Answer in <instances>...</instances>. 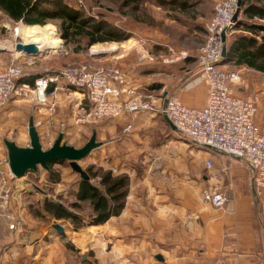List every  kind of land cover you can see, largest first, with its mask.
<instances>
[{
	"label": "crops",
	"instance_id": "0c3cea01",
	"mask_svg": "<svg viewBox=\"0 0 264 264\" xmlns=\"http://www.w3.org/2000/svg\"><path fill=\"white\" fill-rule=\"evenodd\" d=\"M241 4L240 20L264 23L258 16H248V4L242 0ZM211 11L209 6L201 31L204 41ZM12 22L6 17L3 27L11 29L20 24ZM241 35L262 40L259 33L236 30L228 39L227 57L221 67L239 72L235 86L238 94L257 92L262 96L256 122L264 127V71L249 65V56L240 54L255 49L258 43H252L251 49L236 50L235 42ZM4 53L14 55L25 66L24 73H39L41 53L26 54L15 45V49L0 52V69L12 64L3 60ZM152 54L156 59H141L153 67L136 63L128 50L112 64H105L120 66L127 74L119 100L151 90L157 106L173 94L186 105L206 104L205 83L184 87L198 68L192 53L173 64L160 60L163 52ZM77 60L73 62H87ZM56 102V108L50 110L31 99H13L0 110V184L7 182L13 187L11 205L0 217V264H264V189L257 194L254 172L244 160L196 144L160 111L140 113L135 119L103 118L78 124L76 115L91 106L87 92L64 86ZM131 122L133 129L126 132ZM31 123L45 149L54 144L60 133L65 136L64 142L77 149L94 139L97 146L78 161L82 171L74 170L71 161L66 160L54 163L53 169L39 165L36 170L16 176L10 167L8 142L20 148L31 146ZM59 125L68 128L66 133L53 131ZM89 131L90 139L84 140L83 135ZM46 142L49 147H45ZM86 158L109 171L117 168L132 174V178L126 174L129 188L123 208L102 224L92 223L91 202L80 201L76 195L82 179L90 177L81 163ZM208 161L212 167H208ZM65 163L70 169L62 168ZM102 168L97 177L91 178L92 182L100 181L105 173ZM51 176L59 180L54 181ZM213 187H220L228 198L223 208H216L205 197ZM46 201L67 208L85 225L76 228L71 219L53 217L44 209ZM76 202L80 208L73 206ZM9 213L14 214L19 227H10ZM55 224H60L64 232ZM105 247L107 251H103Z\"/></svg>",
	"mask_w": 264,
	"mask_h": 264
},
{
	"label": "built area",
	"instance_id": "2783aa9c",
	"mask_svg": "<svg viewBox=\"0 0 264 264\" xmlns=\"http://www.w3.org/2000/svg\"><path fill=\"white\" fill-rule=\"evenodd\" d=\"M241 10V0H216L213 14L205 24L206 38L196 55L198 68L193 77L184 82L186 88L202 83L207 85L208 98L204 106L186 105L177 94L157 106L151 90L135 92L121 101L119 97L122 86L127 84V74L117 65L95 68L88 62H68L59 68L45 66L31 86L20 81L25 66L12 63L0 69V110L11 100L24 98L54 110L58 93L64 86H70L85 90L91 102L89 108L76 115L78 124L103 118L135 119L140 113L160 111L196 144L244 160L254 172V187L260 194L264 189V127L257 124L256 115L262 96L257 92L238 94L235 86L240 79L239 72L221 67L227 57L228 39L236 31ZM3 14L0 8V16ZM20 26H14L13 34H19ZM191 55L186 49H171L170 54L162 55L160 60L177 63ZM143 56L155 59L148 52ZM132 129L131 122L125 131ZM207 165L212 167L211 161ZM205 197L216 208H223L228 200L220 187L211 188ZM12 198L13 187L7 182L0 184V217L3 210L10 207ZM8 218L11 228L19 227L13 213H9Z\"/></svg>",
	"mask_w": 264,
	"mask_h": 264
},
{
	"label": "rangeland",
	"instance_id": "374dc122",
	"mask_svg": "<svg viewBox=\"0 0 264 264\" xmlns=\"http://www.w3.org/2000/svg\"><path fill=\"white\" fill-rule=\"evenodd\" d=\"M67 1L91 16L106 19L118 26H121L127 32L131 33V37L123 42L97 43L91 46L87 51L75 52L64 45V40L60 37L58 21H49L45 25H36L47 29L46 31H52L53 36L57 38L59 42L58 46L51 49H45L44 52H41V62L39 60L37 63L39 71L41 69L43 70L45 66L57 68L67 62L78 61L77 59H87L86 61L96 68L108 63L112 64V62L118 60L117 58H119L120 55L124 54L127 50L132 52V57L130 58L136 63L142 62V66L145 68L150 66L153 67V65H145V60L141 59L143 58V54L146 52L149 53V56H153L155 58V55L152 53L163 52L164 55H168L170 54L171 49H186L193 54L192 57L197 59L196 55L198 54L200 47L203 45L204 36L201 31L196 29L195 24H204L205 19L207 20L209 6L211 10L214 11L216 2V0H199L200 3L195 5L192 11H182L175 6L161 4V0H127L128 4L125 3V0ZM250 3H257L264 6V0L243 1V4L249 5ZM5 18L6 17L3 16L1 21L3 22ZM19 23L21 24L23 22ZM26 27L35 26H28L23 23L20 28L22 29ZM13 28L14 26H11V29H2L0 26V44L6 46L7 49H15V45L19 41H23L25 43L27 42V40L20 33L17 35L13 34ZM259 34L262 36L264 35L263 33ZM141 45L143 46L142 48ZM99 48L105 50H95ZM103 52H105V54H102ZM89 54L91 55L89 56ZM13 56L14 55L9 53L2 54L3 60L6 64L18 63V60L14 59ZM149 60L151 59L149 58ZM67 129L68 128H63L59 125L58 129L55 130V128H53V131L56 133L60 131L66 133ZM61 134L62 133H60L59 136ZM90 135L91 132L89 131L87 135H83L82 138L84 140L90 139ZM59 136H57L56 140ZM64 137L65 136L63 135L61 140L62 144L66 143L64 142ZM72 139L74 138H71V140ZM96 141H99L98 138ZM48 143L49 142L44 143L46 144L45 147H49L50 144ZM81 163L85 170L91 166H94L97 169L102 168L100 165L97 166L96 161H92L89 158L84 159ZM54 168L59 167L56 166ZM62 168L70 169V165L65 163L62 165ZM102 169H104V171L109 170L108 167H104ZM112 171L115 175L127 174L130 178H132V174L128 170L121 171L115 168L112 169ZM34 205L36 204L34 203ZM103 251H107V247H105ZM102 255L103 252L101 253V256Z\"/></svg>",
	"mask_w": 264,
	"mask_h": 264
},
{
	"label": "trees",
	"instance_id": "16d2710c",
	"mask_svg": "<svg viewBox=\"0 0 264 264\" xmlns=\"http://www.w3.org/2000/svg\"><path fill=\"white\" fill-rule=\"evenodd\" d=\"M245 0H242V2ZM125 3L128 4L127 0ZM163 5H172L182 11H192L199 0H161ZM0 8L4 14L0 16V26L3 27L2 17L5 15L13 22H23L28 26L45 25L49 21H58V29L64 45L75 52H83L90 49L97 43L104 42H123L131 37L121 26H118L106 19L96 18L87 14L85 11L75 7L67 0H0ZM245 13L250 17L258 16L264 19V6L251 3L245 9ZM196 29L202 31L203 24H195ZM248 30L253 34L264 32V23L257 21L238 20L236 29ZM252 43H258L255 49H251ZM236 50L240 48L246 50L240 53L241 56H249V65L264 71V35L259 41L254 35H241L237 37ZM41 71L24 73L21 82L34 85L35 79L41 75ZM27 76V77H25ZM29 76L31 79H29ZM25 77V78H24ZM25 79V80H24ZM66 162V160L50 161L49 168L53 169L54 163ZM99 169L91 166L87 169L89 178H83L81 187L76 193L80 201H90L93 207V224H102L112 215L120 213L124 206V199L129 188V177L126 174L114 176L112 171H105L100 177V181L92 182L91 178L97 177ZM58 181V177H52ZM80 208L78 202L73 204ZM44 209L57 219H71L76 228L83 227L85 224L79 221V217L67 208L56 203L46 201Z\"/></svg>",
	"mask_w": 264,
	"mask_h": 264
},
{
	"label": "water",
	"instance_id": "95a60500",
	"mask_svg": "<svg viewBox=\"0 0 264 264\" xmlns=\"http://www.w3.org/2000/svg\"><path fill=\"white\" fill-rule=\"evenodd\" d=\"M16 49L30 55H38L44 52L38 44L24 43L23 41L16 43ZM5 51L7 48H0V52ZM30 129L31 146L20 148L16 144L8 142L10 167L16 176H23L30 170H36L39 165L49 168V162L57 160H70L74 170L82 171L78 161L87 157L92 149L97 146L93 139L84 148L77 149L66 143L62 144L63 134H61L51 147L45 149L33 123H31ZM55 227L64 232L60 224H55Z\"/></svg>",
	"mask_w": 264,
	"mask_h": 264
},
{
	"label": "bare ground",
	"instance_id": "6f19581e",
	"mask_svg": "<svg viewBox=\"0 0 264 264\" xmlns=\"http://www.w3.org/2000/svg\"><path fill=\"white\" fill-rule=\"evenodd\" d=\"M46 30L47 29L45 28L35 26V27H26L22 29L20 28L19 33L27 40L26 43L38 44L42 50H45L48 48L51 49V48L58 46V43H59L58 39L53 36L52 31H46ZM3 47H6V46L0 45V48H3ZM95 50L103 51L105 49L99 48Z\"/></svg>",
	"mask_w": 264,
	"mask_h": 264
}]
</instances>
